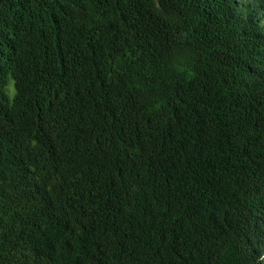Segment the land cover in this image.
Wrapping results in <instances>:
<instances>
[{
	"label": "trees",
	"instance_id": "16d2710c",
	"mask_svg": "<svg viewBox=\"0 0 264 264\" xmlns=\"http://www.w3.org/2000/svg\"><path fill=\"white\" fill-rule=\"evenodd\" d=\"M0 264H264V0H0Z\"/></svg>",
	"mask_w": 264,
	"mask_h": 264
},
{
	"label": "rangeland",
	"instance_id": "374dc122",
	"mask_svg": "<svg viewBox=\"0 0 264 264\" xmlns=\"http://www.w3.org/2000/svg\"><path fill=\"white\" fill-rule=\"evenodd\" d=\"M13 86V84H11V86L10 87H12Z\"/></svg>",
	"mask_w": 264,
	"mask_h": 264
}]
</instances>
